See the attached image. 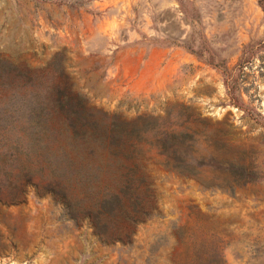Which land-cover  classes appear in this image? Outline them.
Instances as JSON below:
<instances>
[{
  "label": "rangeland",
  "instance_id": "1",
  "mask_svg": "<svg viewBox=\"0 0 264 264\" xmlns=\"http://www.w3.org/2000/svg\"><path fill=\"white\" fill-rule=\"evenodd\" d=\"M44 97L90 141L0 156V264H264L260 0H0L11 141Z\"/></svg>",
  "mask_w": 264,
  "mask_h": 264
},
{
  "label": "trees",
  "instance_id": "2",
  "mask_svg": "<svg viewBox=\"0 0 264 264\" xmlns=\"http://www.w3.org/2000/svg\"><path fill=\"white\" fill-rule=\"evenodd\" d=\"M260 4L264 9V1L260 0ZM47 97H44L42 103L40 102L37 105L31 107V117L28 120L27 130L31 132L28 138L19 137L16 140L11 141L7 135L12 130V124L1 123L0 122V156H4L6 159L13 158V161L17 163L19 155L30 156L31 153L41 155L48 147L44 143V135H47L48 128L45 125L48 123L49 119L53 116V112L58 116L59 121L56 123L65 125L69 130H72L74 135L82 134L81 138L83 141H90L88 135L86 134V128L83 130L85 123L80 121H75L69 118L68 109L64 105L53 104L51 107L47 103ZM45 123V124H44ZM48 125V124H47ZM81 126V127H80ZM87 127V126H86ZM175 137V136H173ZM12 142V143H11ZM176 147V146H175ZM177 148V147H176ZM16 157V159H15ZM14 166V167H12ZM12 171L17 168L16 165H11ZM232 170L238 169L236 166H231ZM3 169H0L2 171ZM6 175H10L6 171ZM13 204L21 203L20 197L12 201ZM105 217H113L114 215H104ZM220 252L213 253L211 257L213 264H220Z\"/></svg>",
  "mask_w": 264,
  "mask_h": 264
}]
</instances>
